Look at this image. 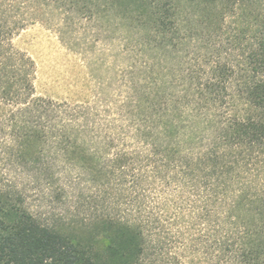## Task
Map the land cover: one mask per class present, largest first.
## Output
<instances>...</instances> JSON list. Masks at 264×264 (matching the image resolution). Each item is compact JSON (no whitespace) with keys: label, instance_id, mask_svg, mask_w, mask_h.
<instances>
[{"label":"trees","instance_id":"obj_1","mask_svg":"<svg viewBox=\"0 0 264 264\" xmlns=\"http://www.w3.org/2000/svg\"><path fill=\"white\" fill-rule=\"evenodd\" d=\"M96 1L0 0V162L33 164V178L62 174L69 190L72 175L84 177L134 217L44 223L0 182V264H264V15L241 35L230 81L226 66L219 78L165 60L183 1L234 9L241 0H123L143 28L142 62L132 66L127 119L102 125L37 95L35 63L13 44L45 7L84 18Z\"/></svg>","mask_w":264,"mask_h":264},{"label":"rangeland","instance_id":"obj_2","mask_svg":"<svg viewBox=\"0 0 264 264\" xmlns=\"http://www.w3.org/2000/svg\"><path fill=\"white\" fill-rule=\"evenodd\" d=\"M96 2L93 15L84 18L55 5L45 7L44 19L19 31L13 44L35 63L37 95L79 105L82 112L96 114L102 125L113 121L118 126L120 113L123 121L128 115L132 66L142 62L137 40L143 28L123 0ZM261 5L258 0H241L232 9L224 5L192 6L183 1L179 7L182 30L175 52L167 54L165 61L191 64L199 69L200 76L206 71L210 77L219 78L226 77L219 70L226 66L234 70L230 80L234 81L244 56L241 35L253 28L258 15H264ZM69 180L62 174L33 178V164H21L12 156L0 162V182L17 192L41 222L68 225L94 221L102 215L134 217L126 204L117 206L87 184L86 178L72 175L73 190L65 187ZM178 247L176 244L171 252L181 254ZM184 255L187 261L195 257L189 251Z\"/></svg>","mask_w":264,"mask_h":264}]
</instances>
